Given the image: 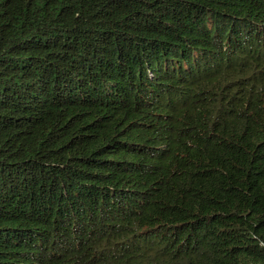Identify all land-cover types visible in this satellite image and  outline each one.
I'll return each mask as SVG.
<instances>
[{"label": "trees", "instance_id": "trees-1", "mask_svg": "<svg viewBox=\"0 0 264 264\" xmlns=\"http://www.w3.org/2000/svg\"><path fill=\"white\" fill-rule=\"evenodd\" d=\"M0 264H264V0H0Z\"/></svg>", "mask_w": 264, "mask_h": 264}]
</instances>
